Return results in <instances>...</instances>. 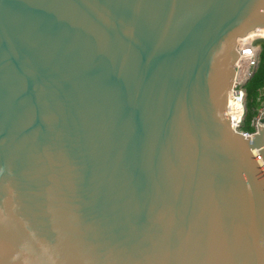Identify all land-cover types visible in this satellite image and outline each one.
<instances>
[{
    "label": "water",
    "instance_id": "1",
    "mask_svg": "<svg viewBox=\"0 0 264 264\" xmlns=\"http://www.w3.org/2000/svg\"><path fill=\"white\" fill-rule=\"evenodd\" d=\"M257 28L264 0H0V264H264V127L225 114Z\"/></svg>",
    "mask_w": 264,
    "mask_h": 264
},
{
    "label": "built area",
    "instance_id": "2",
    "mask_svg": "<svg viewBox=\"0 0 264 264\" xmlns=\"http://www.w3.org/2000/svg\"><path fill=\"white\" fill-rule=\"evenodd\" d=\"M252 46L255 47L251 65L243 71V68L239 67L238 60L240 54L237 51V58L233 63V75L231 78L230 86L227 90V98L225 104V114L228 116L230 127L242 134L244 137H251V134H255L257 131V125L264 127V86L259 88L256 97V106L250 109V116L248 119L245 117L247 108L245 105V87L243 81L245 76L248 74L249 69L252 66H256L258 62V45L254 44V39L251 42ZM247 125V128L244 125Z\"/></svg>",
    "mask_w": 264,
    "mask_h": 264
},
{
    "label": "bare ground",
    "instance_id": "3",
    "mask_svg": "<svg viewBox=\"0 0 264 264\" xmlns=\"http://www.w3.org/2000/svg\"><path fill=\"white\" fill-rule=\"evenodd\" d=\"M255 38H264V29H254L248 32L245 36L238 38L236 41V50L240 54L238 60L239 67L243 68V71L251 65V59L255 50V47L252 46L251 42Z\"/></svg>",
    "mask_w": 264,
    "mask_h": 264
},
{
    "label": "trees",
    "instance_id": "4",
    "mask_svg": "<svg viewBox=\"0 0 264 264\" xmlns=\"http://www.w3.org/2000/svg\"><path fill=\"white\" fill-rule=\"evenodd\" d=\"M254 44L259 45V53H258V62L256 65V69L254 71V73L252 74V76L250 77V79L248 80V85H249V89L250 91H247L245 89V93H246V99H245V105L247 108V112L245 117L248 119V117L250 116L251 112L250 109H248L247 107V95L249 92H251L252 90L254 91L256 89V85H260L261 87L264 86V39H258L256 41H254ZM259 89V88H258ZM256 90V96H257V91ZM245 128H247V125H244Z\"/></svg>",
    "mask_w": 264,
    "mask_h": 264
},
{
    "label": "rangeland",
    "instance_id": "5",
    "mask_svg": "<svg viewBox=\"0 0 264 264\" xmlns=\"http://www.w3.org/2000/svg\"><path fill=\"white\" fill-rule=\"evenodd\" d=\"M258 47H259V45H258ZM258 53H259V48H258ZM247 83H248V81L245 83L244 87L247 91H250V89H249L250 87ZM256 86H258V87H256V89L254 91L252 90L251 92H249L247 95V107H248V109L255 107L257 104V102H256V97H257L256 96V90L258 88H261V86L260 85H256Z\"/></svg>",
    "mask_w": 264,
    "mask_h": 264
}]
</instances>
